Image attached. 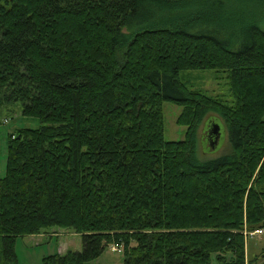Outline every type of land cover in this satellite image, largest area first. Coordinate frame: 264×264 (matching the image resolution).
Segmentation results:
<instances>
[{
  "label": "trees",
  "instance_id": "16d2710c",
  "mask_svg": "<svg viewBox=\"0 0 264 264\" xmlns=\"http://www.w3.org/2000/svg\"><path fill=\"white\" fill-rule=\"evenodd\" d=\"M194 71L224 73L229 100L180 81ZM164 102L181 141L164 139ZM13 104L40 126L7 137L0 264L55 227L82 250L42 264L110 245L123 264L249 263L246 238L264 232V0H0V124ZM210 113L230 150L201 161Z\"/></svg>",
  "mask_w": 264,
  "mask_h": 264
},
{
  "label": "rangeland",
  "instance_id": "374dc122",
  "mask_svg": "<svg viewBox=\"0 0 264 264\" xmlns=\"http://www.w3.org/2000/svg\"><path fill=\"white\" fill-rule=\"evenodd\" d=\"M233 8L231 5V8L227 9L232 12L234 11ZM227 15H229L228 17H236V23L242 21V17L237 14ZM180 81L188 88L202 90L209 96L221 97L225 101L229 100V86L224 73H216L214 71L185 72L180 74ZM180 111V107L170 102L163 103V129L166 141H181L184 139L186 128L179 126L176 122ZM39 126L38 119L21 115L20 104H13L3 109L0 124L1 178L5 176L6 172L7 137L9 133L23 128L36 129ZM212 126L218 127V138L215 145L210 144L208 140V134ZM197 136V157L201 161L216 159L230 150L227 127L217 114L210 113L204 118L198 128ZM113 247L115 246H108L103 254L90 264H123V254L114 252L112 250ZM81 250L82 241L80 235L57 227L46 230L40 235L19 237L14 244L16 264H42L43 259L47 256L81 252ZM245 258L246 262H249L248 264H264V232L249 235L246 238Z\"/></svg>",
  "mask_w": 264,
  "mask_h": 264
},
{
  "label": "water",
  "instance_id": "95a60500",
  "mask_svg": "<svg viewBox=\"0 0 264 264\" xmlns=\"http://www.w3.org/2000/svg\"><path fill=\"white\" fill-rule=\"evenodd\" d=\"M208 136H214V139L212 140L213 143L211 144H216L217 143V138H218V127L217 126H212V129L210 130Z\"/></svg>",
  "mask_w": 264,
  "mask_h": 264
},
{
  "label": "built area",
  "instance_id": "2783aa9c",
  "mask_svg": "<svg viewBox=\"0 0 264 264\" xmlns=\"http://www.w3.org/2000/svg\"><path fill=\"white\" fill-rule=\"evenodd\" d=\"M254 234H261V231H255L252 235H254ZM112 250L114 252H117V253H120V251H121L120 247H118V246L113 247Z\"/></svg>",
  "mask_w": 264,
  "mask_h": 264
},
{
  "label": "flooded vegetation",
  "instance_id": "af4514ba",
  "mask_svg": "<svg viewBox=\"0 0 264 264\" xmlns=\"http://www.w3.org/2000/svg\"><path fill=\"white\" fill-rule=\"evenodd\" d=\"M214 139V136H208V140L210 141V144L213 143L212 140Z\"/></svg>",
  "mask_w": 264,
  "mask_h": 264
}]
</instances>
